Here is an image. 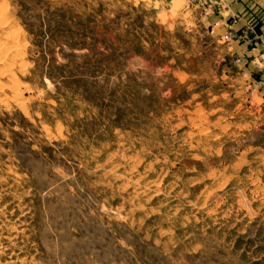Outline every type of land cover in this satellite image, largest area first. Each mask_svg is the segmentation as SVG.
<instances>
[{"label": "rangeland", "instance_id": "obj_1", "mask_svg": "<svg viewBox=\"0 0 264 264\" xmlns=\"http://www.w3.org/2000/svg\"><path fill=\"white\" fill-rule=\"evenodd\" d=\"M208 3L0 0V264H264L257 52Z\"/></svg>", "mask_w": 264, "mask_h": 264}, {"label": "crops", "instance_id": "obj_2", "mask_svg": "<svg viewBox=\"0 0 264 264\" xmlns=\"http://www.w3.org/2000/svg\"><path fill=\"white\" fill-rule=\"evenodd\" d=\"M208 19L210 23L218 22L212 26V31L218 36H223L229 25L235 30L253 26L254 39L258 40L255 50H249L248 41L232 43L242 60L247 61L255 52L264 53V0H224L218 13H213Z\"/></svg>", "mask_w": 264, "mask_h": 264}, {"label": "built area", "instance_id": "obj_3", "mask_svg": "<svg viewBox=\"0 0 264 264\" xmlns=\"http://www.w3.org/2000/svg\"><path fill=\"white\" fill-rule=\"evenodd\" d=\"M223 0H209L207 4V8L204 10L205 14H208L210 11L214 10L217 6H223ZM254 29L253 26H248L247 28L235 30L231 26L224 34V37L228 40H244L249 41L251 44V50H255L258 45V40L254 39ZM252 62L255 66H257V71L261 74V79L257 82L263 88L264 91V54L263 53H256L253 58Z\"/></svg>", "mask_w": 264, "mask_h": 264}, {"label": "bare ground", "instance_id": "obj_4", "mask_svg": "<svg viewBox=\"0 0 264 264\" xmlns=\"http://www.w3.org/2000/svg\"><path fill=\"white\" fill-rule=\"evenodd\" d=\"M13 30V29H12Z\"/></svg>", "mask_w": 264, "mask_h": 264}]
</instances>
